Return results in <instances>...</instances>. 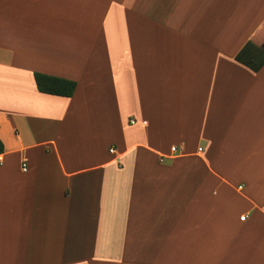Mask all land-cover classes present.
Listing matches in <instances>:
<instances>
[{"label":"crops","instance_id":"crops-1","mask_svg":"<svg viewBox=\"0 0 264 264\" xmlns=\"http://www.w3.org/2000/svg\"><path fill=\"white\" fill-rule=\"evenodd\" d=\"M249 42L264 0H0V264H264Z\"/></svg>","mask_w":264,"mask_h":264},{"label":"trees","instance_id":"trees-1","mask_svg":"<svg viewBox=\"0 0 264 264\" xmlns=\"http://www.w3.org/2000/svg\"><path fill=\"white\" fill-rule=\"evenodd\" d=\"M235 60L253 72L258 71L264 65V43L262 49L256 48L251 42L247 43L236 55ZM33 79L36 90L46 95L70 98L76 88L75 81L51 75L34 73ZM3 151L4 146L0 140V154Z\"/></svg>","mask_w":264,"mask_h":264},{"label":"built area","instance_id":"built-area-1","mask_svg":"<svg viewBox=\"0 0 264 264\" xmlns=\"http://www.w3.org/2000/svg\"><path fill=\"white\" fill-rule=\"evenodd\" d=\"M130 124H134V121H130ZM110 151H112V150H110ZM171 151H172V152H174V151H175V148H174V147H172V148H171ZM21 170H22V172H25V171H26V167H25V165H24V164H22ZM244 219H245V217H244V216L240 217V220H242V221H243Z\"/></svg>","mask_w":264,"mask_h":264},{"label":"rangeland","instance_id":"rangeland-1","mask_svg":"<svg viewBox=\"0 0 264 264\" xmlns=\"http://www.w3.org/2000/svg\"><path fill=\"white\" fill-rule=\"evenodd\" d=\"M172 213V212H171ZM156 254V253H155ZM139 256H140V258H142L143 257V253H139Z\"/></svg>","mask_w":264,"mask_h":264}]
</instances>
